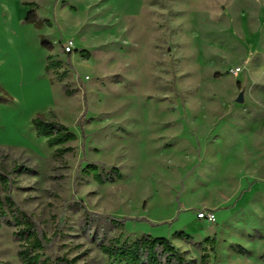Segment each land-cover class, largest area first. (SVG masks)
I'll use <instances>...</instances> for the list:
<instances>
[{"label":"rangeland","instance_id":"1","mask_svg":"<svg viewBox=\"0 0 264 264\" xmlns=\"http://www.w3.org/2000/svg\"><path fill=\"white\" fill-rule=\"evenodd\" d=\"M0 87V199L59 231L52 259L119 264L75 198L123 223L99 220L106 243L185 232L210 236L197 262L264 264V0H0ZM36 118L74 150L56 157ZM15 231L0 228V264H21Z\"/></svg>","mask_w":264,"mask_h":264},{"label":"trees","instance_id":"2","mask_svg":"<svg viewBox=\"0 0 264 264\" xmlns=\"http://www.w3.org/2000/svg\"><path fill=\"white\" fill-rule=\"evenodd\" d=\"M35 5V4H32ZM40 21L35 10H30L25 19L26 23L38 24ZM46 44V43H44ZM88 56V55H86ZM51 56L47 57L46 70L50 71L61 66L62 62H49ZM0 92L3 89L0 87ZM71 95L70 92H67ZM6 101V99H2ZM33 127L38 136L44 137L49 146L56 148V157H62L67 153L72 152V146H68L77 140L76 134L70 129L57 122L47 121L36 118L33 120ZM95 167V166H94ZM117 171L116 169H113ZM95 180L103 184L113 181V178L106 179L99 174L94 175ZM0 180L10 191V185L7 177L0 173ZM72 203L83 208L85 215L86 228L94 229L89 231L92 241L98 248L111 260L119 264H209L210 256L204 253L199 262L196 259H191L186 254L176 247L168 238L152 237L143 235L133 241L121 242L120 237L112 239L109 243L105 242L106 234L99 233L95 225L99 220L108 222L111 226H122L123 223L112 218L109 215L95 213L89 211L82 202L72 198ZM8 212L10 218H8ZM62 222L59 229L62 227ZM15 226L17 231L14 232V237L20 242L22 248L18 252V258L21 264H78V259H68L66 257H56L52 259L47 251L55 244L59 231L55 232L54 237L49 238L37 225V223L26 212L16 206V203L11 195H7L4 200L0 199V228L2 225ZM178 238L186 240V242L195 247H202V243H195L191 236L184 232L177 233ZM192 239V240H191ZM209 239H207L208 241ZM211 241H214L212 239ZM264 261V254L261 256Z\"/></svg>","mask_w":264,"mask_h":264},{"label":"crops","instance_id":"3","mask_svg":"<svg viewBox=\"0 0 264 264\" xmlns=\"http://www.w3.org/2000/svg\"><path fill=\"white\" fill-rule=\"evenodd\" d=\"M211 210L213 209V208H210ZM213 211V210H212ZM198 219V218H197ZM216 219H217V216H216ZM198 221H203V219H198ZM207 222V221H206ZM185 233V232H184ZM197 234H190V236L192 237V239H193V241L195 242V243H202V246H203V248H205V246H204V241L205 240H207L210 236H207V237H205V238H202V236H196ZM172 242H173V244H175L176 245V247H178L181 251H183L186 255H189V257L188 258H191V259H196V256H194V255H198L199 253H200V250H196L195 248H197V247H195L194 245H186V244H184V243H182L181 241H183V240H181L180 238H179V241H177L176 239H170ZM199 248V247H198ZM191 255V256H190Z\"/></svg>","mask_w":264,"mask_h":264},{"label":"built area","instance_id":"4","mask_svg":"<svg viewBox=\"0 0 264 264\" xmlns=\"http://www.w3.org/2000/svg\"><path fill=\"white\" fill-rule=\"evenodd\" d=\"M74 49V42L72 40L67 41L64 45L63 52L67 55L71 54ZM198 219L206 220L207 222H215L216 221V214L212 210H202L201 212L197 213Z\"/></svg>","mask_w":264,"mask_h":264},{"label":"water","instance_id":"5","mask_svg":"<svg viewBox=\"0 0 264 264\" xmlns=\"http://www.w3.org/2000/svg\"><path fill=\"white\" fill-rule=\"evenodd\" d=\"M237 101L240 102V103H242V102L244 101V93H243V92H241V93L239 94V96H238V98H237Z\"/></svg>","mask_w":264,"mask_h":264}]
</instances>
